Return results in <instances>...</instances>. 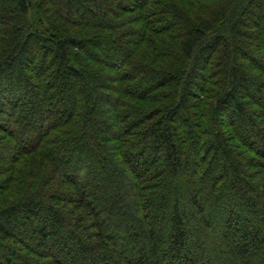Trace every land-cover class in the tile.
<instances>
[{"label": "trees", "instance_id": "1", "mask_svg": "<svg viewBox=\"0 0 264 264\" xmlns=\"http://www.w3.org/2000/svg\"><path fill=\"white\" fill-rule=\"evenodd\" d=\"M0 264H264V0H0Z\"/></svg>", "mask_w": 264, "mask_h": 264}]
</instances>
